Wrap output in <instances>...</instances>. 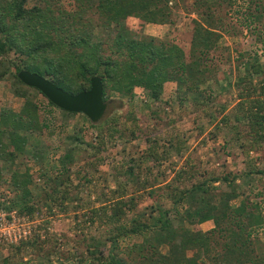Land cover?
Returning <instances> with one entry per match:
<instances>
[{"label": "trees", "instance_id": "obj_1", "mask_svg": "<svg viewBox=\"0 0 264 264\" xmlns=\"http://www.w3.org/2000/svg\"><path fill=\"white\" fill-rule=\"evenodd\" d=\"M35 1L0 0V81L9 76L13 82V93L24 99L19 112L10 108L0 111V182L4 171L9 175L6 181L9 194L0 193V212L16 211L23 218L34 219L38 209L37 198L46 202L52 200L53 204L59 202L58 206L71 201L73 192L64 186L69 178L64 177L68 176L70 166L75 162V150H82L87 143L82 134L70 138L72 147L59 157L62 166L60 170L55 168L54 173L47 169L48 166H43L48 158L47 151H42L45 147L38 143L32 145L34 150L30 155L42 165L41 177L45 179L47 188L49 186L53 195H57L54 197L46 190L44 195L35 196L32 185L36 183H33L28 171L21 173L17 161L29 154V135L40 137L49 128L45 118L40 116L41 109L44 107L47 116L51 117L58 110L64 111L37 89L24 85L18 77L23 70L47 78L72 95L90 90L91 79L101 77L108 108L114 107L115 102L110 93H118L122 99L132 101L136 97V87L144 89L152 103L162 102L165 85L176 81L180 104L190 102L197 109H204L216 96L214 92H209L211 89L205 92L202 87L210 81L221 85L218 73L213 71L214 76L211 75V51L220 49L219 41L224 36L234 38L239 36L240 31L242 34L247 31L256 49L240 46L233 54L234 62L238 64L237 75L229 87L237 89V100L229 113H226V106L220 108L218 125L220 129L227 130L230 139L247 156L264 144V61L261 60V56L264 57V0H247L249 7L244 10L235 8L236 4L230 1L229 9L231 15L235 14L236 22L219 15L215 7L221 5V0H201L200 11L196 12L201 21H194L189 55L179 45L155 37L137 40L126 36L128 30L125 23L132 16L145 24H169L173 15L172 0H74L83 26L73 33L52 26L49 20L54 18L50 17L48 9ZM45 1L47 5L65 6L63 0ZM93 10H96L99 23L93 19L84 23L83 15ZM99 25L108 30L114 39L94 43L93 32ZM52 32L60 36L54 40ZM240 67L244 69V75ZM31 93L42 97L48 107L33 100ZM146 107L150 108L149 105ZM91 127L99 131L103 139L99 143L100 148L104 145L107 149L109 141L120 133L119 121L113 116H105L97 124L91 122ZM60 129L65 127L60 126ZM176 149L181 152L180 147ZM164 154L168 153H160L158 142H154L144 152L140 162L160 163L165 159ZM134 170L129 168L118 173L130 177V180L125 184L118 183L116 190L108 194L110 198L102 202L100 208L89 207L82 216H75L76 220L87 216L89 224L100 220L118 224L112 236L105 239L106 244L97 239L96 244L88 246L86 253L74 255L78 259L77 264H264V253L258 254L253 242L255 233L264 225L261 214L264 190L254 198L257 202L253 199L251 202L249 198L253 192L246 194L239 191L247 179L264 176V169H245L242 174L229 172L201 180V172H194L192 166L186 164L175 171L176 176L165 187L157 190L148 188L154 185L147 182V187L130 195L127 190L129 181L139 185L141 178ZM186 180L190 181L188 185ZM238 180L240 183H237ZM172 183H177V186H172ZM223 186H229L231 192L222 193ZM142 190H146L149 197L157 195L166 199L170 206L167 208L157 200L151 206L152 213L144 212L142 217L127 219L142 203L145 193L138 195ZM242 196L245 199L238 205L234 204ZM49 209L52 213V206L49 205ZM207 222L214 224L213 229L208 232L198 230ZM132 238L143 241L122 246L123 241ZM41 241L38 234L30 242L21 240L17 251L32 247L44 260L46 254L39 245ZM162 247L168 248V252L163 253ZM74 258L69 260L61 253L56 262L51 258L48 262L70 264L75 261ZM3 264L11 263L6 259Z\"/></svg>", "mask_w": 264, "mask_h": 264}, {"label": "rangeland", "instance_id": "obj_2", "mask_svg": "<svg viewBox=\"0 0 264 264\" xmlns=\"http://www.w3.org/2000/svg\"><path fill=\"white\" fill-rule=\"evenodd\" d=\"M230 1H233L236 4L235 8L240 10L248 8L249 5L247 0H221V5H216L215 8H217L219 15H223L229 21L231 19L232 22H236L235 14L231 15L232 11L229 9ZM63 2L64 8L56 7L55 3L47 5L45 0L35 1L43 8L48 9L50 17L54 18L49 20L52 26L59 28V30L67 29L69 32H76L83 26L77 14V3L74 0H63ZM201 5V0H172L173 15L170 23L165 25L145 24L137 17H129L125 23L128 30L126 36L137 40L155 37L179 45L189 55L194 21H201V16L196 13ZM61 10H63L62 14H60ZM228 10L230 13L227 14ZM95 11L83 15L84 23L89 19L99 23ZM75 14L76 16H74ZM71 15L72 18H69ZM240 32L238 37L224 36L219 41L220 49L215 48L210 53L212 57L210 62L211 75L214 76L213 71L218 73L221 85L210 81L202 87L205 92L211 89L209 92L211 94L214 92L216 96L214 101H211L204 109H197L190 102L180 104L176 81L165 85L162 102L159 103H152L141 87H136V97L132 101L127 98L122 99L118 93H110L112 100L115 101L114 107L108 108L105 116L106 118L113 116L119 121L120 133L109 141L107 149L104 148V145L100 148L99 143L103 142V139L99 136V131H95L91 127V122L85 115H66L58 110L51 117L47 116L43 107L40 116L45 118L49 128L45 129V134L40 135V137L29 135L31 138L28 147L29 154L17 161V167L20 168L21 173L28 171L33 183H36V185H32L35 196L36 194L44 195L43 191L47 190L48 194L56 197L57 195H53L50 187L47 188L45 179L41 177L42 165L34 161V157L30 155L34 150L32 145L38 143L45 147L42 148V151H47L48 156L46 154L44 156L48 158L43 166H48L47 169L54 173L55 168L60 170L62 166L59 157L72 147L70 138L82 134L87 143L84 144L82 150H75V162L70 166L68 176L64 177V179L69 178L68 181L65 185L63 184L65 188L73 192V199L62 206H58L59 202L53 204L51 203L52 200L46 202L44 199L37 198L38 205L36 206L38 209L34 219L23 218L16 211H1L0 234L12 239L23 235L22 240H28V242L34 239V235L38 234V238L42 240L39 245L43 248L46 257L41 260L38 251L32 247H24L17 251L20 240L12 244H0V264H3L6 259L11 264H52L48 262V258L56 262L57 257L64 253L71 260L74 255L81 256L86 253L88 246L91 243L96 244L97 239L103 240L106 244L105 239L112 236V232L116 230L118 224L109 221L105 223L102 220L89 224L87 216L80 217L78 220L75 219V216L77 214L82 216L90 208H100L101 203L110 198L108 194H111L112 190H116L118 183L125 184L126 181L130 180V177L126 175L120 176L118 174L122 170L134 168L135 173L141 177L139 185L129 181L127 190L130 195L147 187V182L154 185L148 188H156L157 190L159 187H165L176 176L175 171L186 164L192 166L194 172H201V180L209 176H223L229 172L242 174L245 169L263 170L264 144L247 156L243 149L230 139L227 130L220 129L218 125L220 108L226 106L228 108L226 113H229L237 100V89L229 87L230 83H234L237 75L238 64L234 62L233 54L240 46L256 49L255 42L248 35V32L245 31L243 34ZM51 36L56 40L60 34L57 35L52 32ZM113 39L108 30H104L100 25L93 32L94 43ZM107 52H109L108 48ZM261 60L264 61V57L261 56ZM240 70L244 75V69L240 67ZM8 77L0 81V111L4 108H10L19 112L24 104V99L15 96L13 82ZM211 78L213 79V77ZM31 95L33 100L39 104L44 103L45 105H43L48 107L47 102L42 97H36L34 93ZM147 105L150 108L146 107ZM216 118L218 120H215ZM60 126L65 127V129L61 130ZM154 142H158L160 153L163 151L168 153L167 155L164 154L165 159L160 163H141L140 159L144 158V152ZM226 144L227 147H225ZM177 147L181 148L180 153L177 152ZM50 172H48L49 175H51ZM3 176V180L0 182V193L5 192L7 195L9 193L6 181L9 179V175L4 171ZM246 181L239 191L246 194L253 192L249 198H251V202L252 199L253 202H257L254 198L264 190V176H253L252 179ZM188 182L190 181L186 180L187 185ZM237 183H240V180ZM172 186H177V183H172ZM145 191L142 190L138 195H142ZM221 191L222 193L231 192V188L223 186ZM148 194L145 193L140 206L136 211H132L127 219L136 216L142 217L144 212L152 213L150 211L151 206H154L157 200L167 208L170 206L166 199L159 198L157 195L156 197H149ZM244 199L242 196L234 204L238 205ZM106 204L108 205V203ZM49 205L53 208L52 213L49 211ZM16 209L18 210V207ZM39 209H42V212H38ZM261 214L264 217V208ZM13 216L15 223L10 222ZM47 223L48 225L45 227ZM213 227L212 222H207L201 225L198 230L208 232ZM142 241L141 238H132L129 241H123L122 246L126 247L129 243L134 244ZM253 242L258 254L264 253V225L255 233ZM56 250L58 253H53ZM162 252L167 253L168 248L162 247ZM74 260L70 264H77L78 259L74 258Z\"/></svg>", "mask_w": 264, "mask_h": 264}, {"label": "water", "instance_id": "obj_3", "mask_svg": "<svg viewBox=\"0 0 264 264\" xmlns=\"http://www.w3.org/2000/svg\"><path fill=\"white\" fill-rule=\"evenodd\" d=\"M18 77L24 85L40 91L60 110L71 114H83L94 124L99 123L108 110V103L104 101V86L101 77H93L90 90L77 95L64 91L36 73L23 70Z\"/></svg>", "mask_w": 264, "mask_h": 264}, {"label": "built area", "instance_id": "obj_4", "mask_svg": "<svg viewBox=\"0 0 264 264\" xmlns=\"http://www.w3.org/2000/svg\"><path fill=\"white\" fill-rule=\"evenodd\" d=\"M6 218V217H5ZM14 216L12 218V221H10L11 223L14 222L15 223V220H14ZM7 219V218H6ZM13 225V224H12ZM1 230V229H0ZM4 235L0 234V244H12L14 242H19L20 240H22L23 238V235H21L20 237H16L15 239H12V238H8V237H3ZM26 239V237H25Z\"/></svg>", "mask_w": 264, "mask_h": 264}]
</instances>
